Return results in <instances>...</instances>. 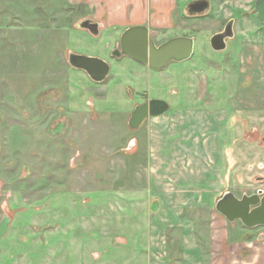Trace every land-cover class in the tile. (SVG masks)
<instances>
[{
	"label": "rangeland",
	"instance_id": "374dc122",
	"mask_svg": "<svg viewBox=\"0 0 264 264\" xmlns=\"http://www.w3.org/2000/svg\"><path fill=\"white\" fill-rule=\"evenodd\" d=\"M194 1L178 0L176 28L150 31L157 46L176 36L196 37L190 60L157 72L112 56L127 29L108 27L100 16L103 4L0 0V222L11 218L0 239V264L21 258V264L43 263L48 247L57 251L62 237L75 235L63 226L75 220L77 205L102 202L109 190L144 189L146 161L157 163V145L169 138L176 137L180 148L166 171L176 159L189 170L198 157L190 143L212 141L213 125L223 129L215 132L224 146L220 197L264 191V71L257 69L249 83L252 68L242 54L252 41L264 45L256 0H207L209 9L197 17L187 8ZM86 19L102 23L98 36L79 29ZM231 19L237 22L235 38L216 52L210 40ZM70 53L107 62L106 80L96 83L71 67ZM149 99L167 101L168 111L132 130L134 108ZM167 184L174 191L173 182ZM188 213L201 222L211 218ZM211 214L223 217L230 243L237 241L227 244V264H246L240 255L249 245L264 247V227L247 229L215 209Z\"/></svg>",
	"mask_w": 264,
	"mask_h": 264
},
{
	"label": "crops",
	"instance_id": "0c3cea01",
	"mask_svg": "<svg viewBox=\"0 0 264 264\" xmlns=\"http://www.w3.org/2000/svg\"><path fill=\"white\" fill-rule=\"evenodd\" d=\"M93 1L95 6L103 4L100 16L110 28L126 30L140 25L149 31L176 28L178 0ZM96 23L101 30L102 23ZM242 52L252 68L247 81L255 82L257 69L264 71V45L252 41ZM205 123L208 125V117ZM214 126L215 132L223 131L222 127ZM196 127L197 124L193 126ZM215 132L212 141L190 143V149L198 150V157L191 159L189 170L180 167L176 159L178 163L173 162L169 173L166 171L172 164L171 155L180 148L176 137L169 138L157 145L161 155H155L154 159L158 162L146 161L144 189L109 190L104 192L102 202L96 199L94 205H77L81 209L75 220L63 226L67 235L70 230L75 235L65 240L62 237L57 251L48 247L41 264H227V244L237 241L230 243V225L225 230L223 217L211 214L222 189L218 170L224 153L221 138ZM210 160L212 164L205 167ZM168 180L173 182L174 191L167 188ZM196 211L211 216L210 221L187 216V212ZM251 246L254 247L249 245L246 254L240 256L246 259V264H264V247H254V251ZM20 261L15 264H21Z\"/></svg>",
	"mask_w": 264,
	"mask_h": 264
},
{
	"label": "water",
	"instance_id": "95a60500",
	"mask_svg": "<svg viewBox=\"0 0 264 264\" xmlns=\"http://www.w3.org/2000/svg\"><path fill=\"white\" fill-rule=\"evenodd\" d=\"M190 8L192 13L201 14L208 10L209 3L204 0L196 1ZM255 10L259 20L264 24V0L256 1ZM234 24L235 20H230L222 32L212 36L210 44L214 51H224L227 41L235 38ZM78 27L89 31L94 36L100 33L99 24L92 19L84 20ZM195 43L196 37H176L157 46L148 27L133 26L124 32L112 56L117 59L129 57L158 72L170 62L182 63L190 60L194 54ZM68 62L71 67L85 71L96 83L104 82L110 73L109 64L99 58L70 53ZM168 109V102L162 99H152L139 104L134 108L128 125L136 131L144 125L146 120L164 115ZM1 148L0 143V153ZM215 210L230 223L240 221L247 229L264 227V191L260 190L253 195L243 194L241 198L233 192H226L216 202ZM10 224L11 218L5 215L0 222V239L8 233Z\"/></svg>",
	"mask_w": 264,
	"mask_h": 264
},
{
	"label": "flooded vegetation",
	"instance_id": "af4514ba",
	"mask_svg": "<svg viewBox=\"0 0 264 264\" xmlns=\"http://www.w3.org/2000/svg\"><path fill=\"white\" fill-rule=\"evenodd\" d=\"M196 1H201V0H196ZM196 1H194L193 3H195ZM204 1H207V0H204ZM257 1V0H256ZM208 2V1H207ZM193 3H190L189 5H188V12L190 13V14H192V15H194V16H199V15H201V14H196L195 12L194 13H192V11H191V8H190V6H191V4H193ZM209 3V2H208ZM256 3V2H255ZM209 6H210V4H209ZM209 9V8H208ZM256 11V10H255ZM185 14V13H184ZM258 14V13H257ZM185 17L187 18L188 16L187 15H185ZM190 18H192L191 16H190ZM231 20H235V19H231ZM230 21V20H229ZM228 21V22H229ZM227 22V23H228ZM236 20H235V24H234V27H235V25H236ZM235 29V28H234ZM176 37H192V36H186V35H182V36H176ZM176 37H174V38H176ZM173 39V38H172ZM150 100H152V99H149V100H146L144 103H146V102H148V101H150ZM144 103H142V104H144Z\"/></svg>",
	"mask_w": 264,
	"mask_h": 264
},
{
	"label": "built area",
	"instance_id": "2783aa9c",
	"mask_svg": "<svg viewBox=\"0 0 264 264\" xmlns=\"http://www.w3.org/2000/svg\"><path fill=\"white\" fill-rule=\"evenodd\" d=\"M208 140V139H207ZM164 244L166 243V241L163 242Z\"/></svg>",
	"mask_w": 264,
	"mask_h": 264
}]
</instances>
